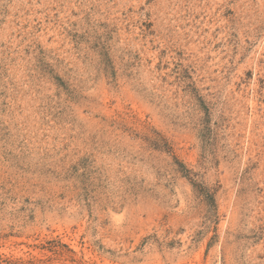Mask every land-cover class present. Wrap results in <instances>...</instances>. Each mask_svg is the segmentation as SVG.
Segmentation results:
<instances>
[{
  "label": "rangeland",
  "instance_id": "374dc122",
  "mask_svg": "<svg viewBox=\"0 0 264 264\" xmlns=\"http://www.w3.org/2000/svg\"><path fill=\"white\" fill-rule=\"evenodd\" d=\"M0 264H264V0H0Z\"/></svg>",
  "mask_w": 264,
  "mask_h": 264
}]
</instances>
